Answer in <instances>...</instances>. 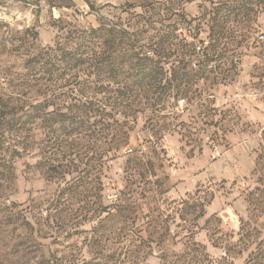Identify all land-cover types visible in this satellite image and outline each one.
I'll list each match as a JSON object with an SVG mask.
<instances>
[{
    "label": "rangeland",
    "instance_id": "374dc122",
    "mask_svg": "<svg viewBox=\"0 0 264 264\" xmlns=\"http://www.w3.org/2000/svg\"><path fill=\"white\" fill-rule=\"evenodd\" d=\"M238 3L0 0V107L37 98L41 74L26 62L73 28L116 24L148 56V43L159 42L167 79L181 45H192L200 62L191 65L198 79L169 101L165 118L152 117L155 99L142 96L127 145L107 161L98 136L73 141L56 131L53 143L40 122L19 119L18 153L0 152V264H163L192 240L206 253L196 264L245 262L264 238V44L256 42L264 6L246 20L233 10ZM212 30L232 38L207 62ZM138 154L136 167L130 158ZM124 203L128 218L118 219Z\"/></svg>",
    "mask_w": 264,
    "mask_h": 264
},
{
    "label": "trees",
    "instance_id": "16d2710c",
    "mask_svg": "<svg viewBox=\"0 0 264 264\" xmlns=\"http://www.w3.org/2000/svg\"><path fill=\"white\" fill-rule=\"evenodd\" d=\"M261 6H264L262 0H239L233 10L241 19L247 20ZM229 38L232 37L222 30H212L209 35L211 55L205 60L211 62L221 58L227 47L225 40ZM144 45L116 24L107 27L101 23L96 28L68 30L64 43L57 42L54 47L43 48L26 62L28 71L33 72L37 67L41 74L37 98L27 103L13 100L0 107V152L18 153L20 137L17 134L21 130V118L29 124L40 122L51 133L49 139L53 143L58 141L56 131L73 141L80 140L87 133L90 137L98 136L107 144L102 157L107 161L116 156L128 143L130 123L134 124L138 113L132 108L141 105L142 96L148 94L155 99L151 106H147L152 109L150 115L163 119L166 115L162 112L172 108L169 101L189 92L199 76V72L191 69L193 63H200L192 45H181L182 58L170 79L166 78L167 71L163 67L166 59L164 47L159 42L150 41L148 47L152 53L148 56ZM104 73L109 75L107 82L102 78ZM122 73L128 75L126 81L117 80ZM132 157L133 166L144 161L143 154ZM125 205L117 211L118 219L128 218ZM188 234L190 236L191 231ZM227 250L229 252V248ZM189 256L190 264L198 257H206L204 246L192 240L181 255H173L174 262H168L167 256L161 260L163 264H178L177 260ZM206 264L212 263L207 259ZM243 264H264V238Z\"/></svg>",
    "mask_w": 264,
    "mask_h": 264
},
{
    "label": "built area",
    "instance_id": "2783aa9c",
    "mask_svg": "<svg viewBox=\"0 0 264 264\" xmlns=\"http://www.w3.org/2000/svg\"><path fill=\"white\" fill-rule=\"evenodd\" d=\"M256 42L257 44H264V29L263 30H260L258 33H257V36H256ZM110 199L113 200V201H116L117 200V195H112L110 196Z\"/></svg>",
    "mask_w": 264,
    "mask_h": 264
}]
</instances>
